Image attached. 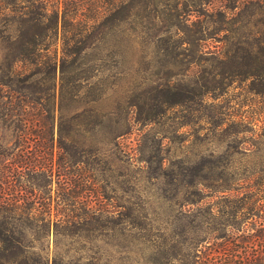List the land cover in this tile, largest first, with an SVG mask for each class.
<instances>
[{
  "label": "rangeland",
  "instance_id": "rangeland-1",
  "mask_svg": "<svg viewBox=\"0 0 264 264\" xmlns=\"http://www.w3.org/2000/svg\"><path fill=\"white\" fill-rule=\"evenodd\" d=\"M36 1L60 16L61 0ZM180 2L179 17L170 15L174 5L170 1L158 4V13L148 16L135 2L130 17L110 18L104 25L86 30L83 35L92 38L88 48L75 62L64 60L51 83L42 52L38 65L31 68L36 74L30 79L18 82L11 74L3 76L21 96L28 95L27 87L33 85L38 97L50 95L52 99L51 123L44 113L35 116L39 123L18 132L15 118L0 120V177L7 173L3 166L15 168L18 206L49 210L52 215L82 213L88 208L98 211L67 226L32 225L24 233L27 249L23 255L6 253L0 264L160 262L164 242L175 244L178 229L208 221L210 209L216 211L222 204L211 190L198 194L182 187L177 174L183 164L218 160L231 162L240 171L264 163L260 129L236 141L204 136L193 124L181 128L189 109L179 112L182 110L176 108L168 109L155 124L144 121L154 113L152 106L162 87L168 85L171 91L166 97L172 103L178 97L175 91L198 88L202 75L206 77L203 73L221 68L222 60L239 62L237 56H241L249 33L264 36V3L259 0H210L196 13ZM254 2L259 6L252 7ZM84 8L81 25L89 24L92 15ZM152 10L149 5L147 11ZM3 24L0 17V75L11 58L5 46L11 43L7 37L12 31L4 32ZM84 27H71L70 35L84 32ZM62 43L59 26L55 36L43 41L50 45V53L45 55L55 54L61 60ZM52 84L53 90L48 92L46 88ZM223 91H216L223 102L245 100L238 83L226 94ZM16 96L12 94L10 107L2 106L6 95L0 100L1 113L20 112ZM211 96H207L209 102ZM50 159L54 163L51 183L48 173L32 170L37 164L48 169ZM212 244L209 239L206 245Z\"/></svg>",
  "mask_w": 264,
  "mask_h": 264
},
{
  "label": "trees",
  "instance_id": "trees-1",
  "mask_svg": "<svg viewBox=\"0 0 264 264\" xmlns=\"http://www.w3.org/2000/svg\"><path fill=\"white\" fill-rule=\"evenodd\" d=\"M163 1L174 4L170 15L180 16L177 11L181 0H61L60 16L57 10H47L45 5L37 4L36 0H2L0 17L4 23L3 31L7 33L12 31V35L7 37L11 43L5 46L11 58L6 71L0 75V100L6 95L7 102L2 103V106L10 107L13 102L11 96L15 93L17 95L14 98L15 106L20 107V112L15 110L13 114L0 112V120L5 122L15 118V128L18 132L39 123L35 116L40 117L44 113L48 115L46 119L50 120V123L52 121L50 116L52 99L49 94L48 98L42 99L38 97L37 89L29 85L28 95L21 96L16 90L18 88H12L9 80L3 76L11 74L18 82L30 79L36 74L31 68L38 65L39 53L42 52L44 55L41 57L45 59L43 64L48 68L50 82L54 79L57 67L61 68L64 60L72 59L75 62L80 53L88 48L92 38L83 35L86 30L102 26L110 18L130 17L129 11L135 2V5H140L139 8L146 16L151 12L156 14L157 5ZM183 1L195 13L199 6L210 3V0ZM259 2L264 3L262 0ZM149 5L153 7L152 11H147ZM251 6L257 7L259 3H251ZM83 8L92 15L89 24L81 25ZM216 13L220 17L223 16L222 12ZM59 26L63 48L61 60L57 61L55 54L45 55L50 53V45L43 44V41L55 36ZM73 26L87 28L84 27L82 29L84 32L80 31L71 36L69 29ZM172 27L178 29L177 24H173ZM220 29L219 31H222V28ZM69 35L71 37H67ZM261 35L259 32L249 33L243 42L245 46L241 47V56H237L239 62L233 60L228 64V60H222L221 68L203 73L206 77L202 75L203 81L198 88L182 92L183 94L175 91L178 97L174 102L171 103L166 97L167 92L171 91L168 85L162 87V91H159L160 98L155 100L152 106L154 113L144 118L146 124H155L170 108L182 110L179 112L189 109L187 115L182 117L181 128L193 124L194 127H198L196 131L198 134L203 133L204 136L213 134L231 141L239 140L241 135L247 133L254 135L259 129L261 132L259 136L264 137V36ZM198 40L202 41L201 38ZM68 43H72L73 47L68 48ZM198 55L201 63L203 59L200 50ZM17 65H21L22 72L20 70L16 73ZM24 77L25 79H22ZM66 83L65 81L64 84ZM235 83L242 85L245 100L238 102L231 99L226 102L220 100L222 94L218 93L217 96L216 91L225 89L223 92L226 94L232 90ZM46 90L52 91L53 84ZM209 94H212L210 102L207 99ZM188 102H191L190 105H187ZM48 161H50L48 169L45 164H37L32 166V170L48 173L46 176L50 178L51 183L54 163L52 159ZM1 169H7V173L0 177V258L6 253L17 257L23 255L27 249L24 245V233L32 225L41 224L46 228L51 224L67 226L77 223L78 220L82 221L89 215L97 214L98 210L91 208L71 215L62 213L52 215L49 210L38 211L31 208L22 210L18 206L19 181L15 177V168L3 166ZM179 169L177 178L183 188H192L198 194L204 190H211L214 195L220 196L222 204L216 211L210 209L212 217L208 221L211 222L203 220L197 226L178 229L175 233L179 240L173 245L164 242L163 252L160 253L162 260L158 262L157 259L154 264H264V163L250 170L244 168L237 171L231 162L201 161L185 163ZM188 201L191 204L198 203L195 200ZM31 203L34 204L33 201ZM209 239L213 243L211 246L206 245Z\"/></svg>",
  "mask_w": 264,
  "mask_h": 264
}]
</instances>
